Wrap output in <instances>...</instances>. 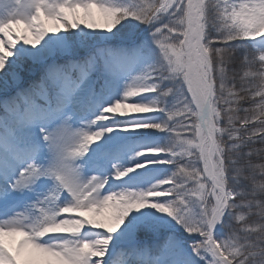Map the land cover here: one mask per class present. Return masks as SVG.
I'll return each mask as SVG.
<instances>
[{"label":"snow or ice","instance_id":"snow-or-ice-1","mask_svg":"<svg viewBox=\"0 0 264 264\" xmlns=\"http://www.w3.org/2000/svg\"><path fill=\"white\" fill-rule=\"evenodd\" d=\"M93 9L101 14L102 24ZM127 18L150 27L158 60L145 65L121 98L103 107L89 123L116 115L162 113L161 120L124 126L165 132L168 142L142 149L137 157L154 159L115 169L114 177L122 178L148 164L170 165L171 173L147 190L105 194L107 178L93 175L81 180L74 161L112 129L85 127L69 133L63 125L41 127V139L54 151V162L49 167L27 163L9 188H29L40 177L54 178L56 186L33 205L34 219L19 213L0 221V264H103L111 234L121 229L133 210L146 207L199 237L191 251L203 264H264V240L260 239L264 197L259 191L264 188V47L240 43L264 39V0H215L213 4L209 0H129L126 4L0 0L3 102L19 110L18 101L31 100L32 92L46 95L43 78L30 90L19 87L28 48L36 49L50 34L81 26L111 31ZM17 45L24 48L18 52ZM148 94L155 97L129 103L130 98ZM31 103L28 123L42 121L47 106ZM245 103L249 106L243 107ZM60 106L47 111H58ZM22 111L27 112V106ZM62 190L70 199L61 207L56 200ZM105 209L110 214L104 221L82 216L85 212L100 215ZM61 220L74 221L79 227L45 230ZM218 224L227 229L223 239L214 234ZM86 225L106 235L94 240L74 238ZM140 227L158 225L145 221Z\"/></svg>","mask_w":264,"mask_h":264},{"label":"rangeland","instance_id":"rangeland-1","mask_svg":"<svg viewBox=\"0 0 264 264\" xmlns=\"http://www.w3.org/2000/svg\"><path fill=\"white\" fill-rule=\"evenodd\" d=\"M97 12L101 16L98 10ZM79 13L82 15V10H79ZM50 23L49 21L48 24ZM103 32L86 27L69 29L60 32L57 41H53L50 35L46 36L38 46L40 53L37 55L31 56L29 51L24 54L27 65L25 72L22 73L20 89L30 90L34 83L40 82L39 74L31 72L30 69L33 65L43 64H50L49 66L54 69L51 71L54 73L53 76L60 78L55 80H60L61 85L59 91L52 92L50 96L47 94L38 96L32 92L31 100H19L18 114L14 113L17 109L13 107L10 109L13 113L0 112V176L9 184L16 177L19 169L29 162H35L43 167L51 166L55 160V153L41 139L40 128L53 129L61 125L69 133L85 127L93 131L100 128L112 129L93 142L83 157L74 161V166H78L77 171L81 180L93 175L107 178L102 190L105 194L109 191L125 189L147 190L171 173L170 165L148 164L146 167L127 172L122 178L114 177L115 169L125 170L154 159L150 155L137 157L136 154L144 148L166 144L168 135L152 128L126 129L124 127L138 122L161 120L163 114L159 112L123 117L116 115L112 119L97 121L95 124L89 123L100 114L103 107L121 98L132 77L144 68L148 60L155 63L158 60V52L152 43L149 26L127 18L113 30H103ZM246 42L257 47H264V39ZM74 47H83L86 50L84 56L92 53L95 47L99 48L98 52L101 49L105 50L106 74L105 82L103 81L101 86L96 85L95 80L80 65L81 56ZM17 49L19 52L23 46L17 45ZM55 62L57 64L54 66ZM73 73L75 75L71 76ZM35 76L37 79L34 80ZM43 79L48 88H53L50 75L44 76ZM167 84L168 82H165L164 86ZM81 93L85 96L82 101L78 98ZM2 97L3 94L0 93V103ZM154 97L155 94L138 96L130 98L129 103L150 101ZM32 101L36 105L47 106L42 121L28 123V117L32 114ZM168 102H172L171 97L168 98ZM57 105H62L58 111H47ZM26 106L28 111H22ZM9 165L14 166V173L10 172ZM55 186L56 182L51 177H40L29 188L23 190H12L9 186L0 184V221L12 218L19 213L34 219L37 212L33 205L51 193ZM69 199V194L62 190L56 204L62 207ZM108 210L110 212V209ZM82 216L97 220L95 213L85 212ZM145 221L152 222L158 227L141 228L140 224ZM219 226L221 224L215 226L214 234ZM168 230L172 233L162 238V234ZM102 235L106 233L86 225L74 238L94 240ZM6 239H18V237ZM196 239L199 237L190 236L174 220L155 209L146 207L133 210L121 229L111 234L103 264H203V261L192 255L191 246ZM220 239L223 237L221 236Z\"/></svg>","mask_w":264,"mask_h":264},{"label":"trees","instance_id":"trees-1","mask_svg":"<svg viewBox=\"0 0 264 264\" xmlns=\"http://www.w3.org/2000/svg\"><path fill=\"white\" fill-rule=\"evenodd\" d=\"M111 2L116 3V4H126L129 2V0H111ZM142 30H143V27H142L141 31ZM240 43L251 44L250 42H246V41H243ZM74 48H76L74 50H76V52L79 54V56H81L79 59L80 65L85 69L86 73L88 75H90V77H92L93 80H95L96 85L101 86L103 84V81L105 82V76L104 75L106 74L105 68H106L107 60L104 59V55L106 56L105 50L103 51V49L100 48L101 50H100V52H98L99 48L95 47L96 49L92 50V53H87L84 56L86 50H84L83 47H79V48L74 47ZM103 59H104V61H103ZM153 63H155V62L152 60H148V63H146V65L153 64ZM56 64L57 63L55 62L54 66ZM49 65H44V64L43 65H33L32 68L30 69L31 72H38L40 81L44 76L50 75V79H51L50 82L53 83V85L51 84V86L53 88H48V85L45 83V85L47 87L46 94L48 96H50L52 92H58L60 89V85H61L60 80H55V78H58L59 76L58 75H57L58 77L53 76L54 73H52L51 71L54 69H52ZM74 75L75 74L73 73V75H71V76H74ZM58 79H60V78H58ZM248 106L249 105L247 103L243 104V107H248ZM10 109H12L11 106L6 105L3 102V97H2L1 103H0V112L4 113L7 111L10 113H13V111H11ZM15 112H16V114H18V110L14 111V113ZM257 147H259V145H257ZM224 219H225V221H227V217H225ZM226 232H227V229L221 225V226H219L218 231L216 232L215 236L218 239H220L221 236L224 238L226 235Z\"/></svg>","mask_w":264,"mask_h":264},{"label":"bare ground","instance_id":"bare-ground-1","mask_svg":"<svg viewBox=\"0 0 264 264\" xmlns=\"http://www.w3.org/2000/svg\"><path fill=\"white\" fill-rule=\"evenodd\" d=\"M80 14V13H79ZM93 15L96 17V19L98 20V21H100L101 22V24L103 23V20H102V18H101V16L98 14V12H97V10L96 9H93ZM49 26L51 27V26H53V23L51 22L50 24H49ZM16 27H18V26H16ZM82 28H85L84 26H81ZM19 28V27H18ZM102 32H103V30H102ZM104 33V32H103ZM59 35H60V33H57V34H50V36H51V38H52V40L53 41H57L58 40V38H59ZM20 46H22V45H20ZM23 48H24V46H23ZM28 51L29 52H31V56H35V55H37L38 53H40V48L39 47H37L36 49H31V48H28L27 49V51L24 53V54H26V53H28ZM47 53V52H46ZM85 96H84V93H81V95H79L78 96V98H80V100H82L83 98H84ZM14 166H10L9 165V170H10V172L11 173H14V169L15 168H13ZM8 168V167H7ZM0 184H5V185H7V186H9V183L5 180V179H2V176H0ZM109 210L108 209H105L100 215H97V220L98 221H104V220H106V218L109 216ZM97 229V228H96ZM45 239L47 240L48 239V237L46 236L45 237Z\"/></svg>","mask_w":264,"mask_h":264},{"label":"clouds","instance_id":"clouds-1","mask_svg":"<svg viewBox=\"0 0 264 264\" xmlns=\"http://www.w3.org/2000/svg\"><path fill=\"white\" fill-rule=\"evenodd\" d=\"M214 2H215V0H209V4H213ZM259 191H260V195L262 197H264V188H260ZM78 227H79V225L74 221L61 220V221H57V222H54L52 224L47 225L45 230L46 231H60V230L72 231ZM260 239L264 240V226H262V228H261Z\"/></svg>","mask_w":264,"mask_h":264},{"label":"water","instance_id":"water-1","mask_svg":"<svg viewBox=\"0 0 264 264\" xmlns=\"http://www.w3.org/2000/svg\"><path fill=\"white\" fill-rule=\"evenodd\" d=\"M37 74H38V72H37ZM35 79H37L36 76L34 77V80H35ZM30 82H31V84H32V79H30ZM215 231H216V227H215ZM171 233H172V231H170V230L164 232V233L162 234V238L167 237V236L170 235Z\"/></svg>","mask_w":264,"mask_h":264}]
</instances>
